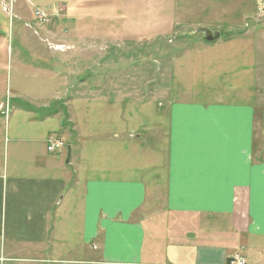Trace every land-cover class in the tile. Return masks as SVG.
<instances>
[{
  "label": "crops",
  "instance_id": "1",
  "mask_svg": "<svg viewBox=\"0 0 264 264\" xmlns=\"http://www.w3.org/2000/svg\"><path fill=\"white\" fill-rule=\"evenodd\" d=\"M260 3L252 12H239L247 20L239 32L242 56L251 53V24L264 32ZM102 19L103 30L90 20L69 21L78 34L120 32L109 27V16ZM258 46L264 51L261 41ZM242 65L248 73L250 64ZM70 72L49 75L54 107L39 110V116L26 106L29 116L16 119L7 158L0 157V264H227L238 251L247 264H264V65L234 100L199 94L157 106L158 118L149 123L135 120L147 111L115 107L107 130L105 120L89 121L87 106H71V82L84 79ZM4 90L0 115L8 120L18 106L11 107L12 92ZM32 120L45 125L43 133L35 122L26 126ZM156 120L164 131L165 158L153 163L150 178L134 177L118 162L89 174L85 161L98 157L96 151L100 155L103 141H115L131 160L126 141L135 143V153L144 141L136 130L154 138L147 127ZM52 140L68 146L50 153Z\"/></svg>",
  "mask_w": 264,
  "mask_h": 264
},
{
  "label": "rangeland",
  "instance_id": "2",
  "mask_svg": "<svg viewBox=\"0 0 264 264\" xmlns=\"http://www.w3.org/2000/svg\"><path fill=\"white\" fill-rule=\"evenodd\" d=\"M255 3L256 0H0V86L5 87L4 93L12 92L11 107L18 106L13 107L8 120L0 115V157L7 158L16 119L20 117L22 122L29 116L26 106L34 107L39 116V110L54 107L55 89L49 75L55 73L71 71L83 76L84 84L76 79L71 82L76 87L72 89L71 106L78 110L88 107L89 121L94 124L97 118L105 120L100 121L104 130L111 128L107 125L111 117L108 112L115 107L129 105L147 111L148 114H136L135 120L149 123L158 118L157 106L167 108L174 101L193 100L199 94L210 100H234V94H243L246 87L254 84L258 66L264 65V51L258 46L260 41L264 44L260 25L250 23L247 47L251 53L242 56L239 50L244 39L239 38V32L247 21L239 12H252ZM37 11L45 15L44 19L36 16ZM87 16L92 17V26L102 30L106 26L102 16H109L114 21L109 27L120 32L75 33L71 17L87 24ZM205 29L222 32L220 40L206 42L202 32ZM245 61L250 64L248 73L241 71ZM32 124L41 129L38 134L43 133L45 125L32 120L26 126ZM162 124L166 127L167 121ZM147 128L156 137L136 130L144 141L137 142L135 153V143L126 141L131 160L113 146L115 141H103L100 155L96 151L98 157L90 156L85 161L89 174L118 162L128 165L134 177L150 178L153 163L164 161L165 139H161L164 131L158 120ZM149 144L156 145L155 149ZM94 149L91 145L90 150ZM115 150L119 156H115Z\"/></svg>",
  "mask_w": 264,
  "mask_h": 264
},
{
  "label": "built area",
  "instance_id": "3",
  "mask_svg": "<svg viewBox=\"0 0 264 264\" xmlns=\"http://www.w3.org/2000/svg\"><path fill=\"white\" fill-rule=\"evenodd\" d=\"M260 13L262 17H264V3H260ZM36 16L40 17L41 19H44L45 15L40 11H37ZM65 148L66 145L62 140H52L49 142L47 150L50 153H57L64 151ZM227 264H247V260L243 256L242 251H238L233 256L230 257Z\"/></svg>",
  "mask_w": 264,
  "mask_h": 264
},
{
  "label": "water",
  "instance_id": "4",
  "mask_svg": "<svg viewBox=\"0 0 264 264\" xmlns=\"http://www.w3.org/2000/svg\"><path fill=\"white\" fill-rule=\"evenodd\" d=\"M202 32L205 34V41L208 43H214L221 38V34L219 32L213 33L209 30H202ZM67 151H68V157H67V164H68L71 159V147H68Z\"/></svg>",
  "mask_w": 264,
  "mask_h": 264
}]
</instances>
